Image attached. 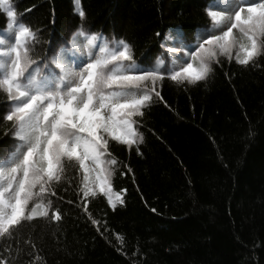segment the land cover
Instances as JSON below:
<instances>
[{"label":"trees","instance_id":"trees-1","mask_svg":"<svg viewBox=\"0 0 264 264\" xmlns=\"http://www.w3.org/2000/svg\"><path fill=\"white\" fill-rule=\"evenodd\" d=\"M11 3L17 19L39 32L40 56L54 55L83 24L89 33H102L109 46L113 38L126 40L143 67L158 58L166 66L169 51L162 43L191 44L197 30L210 23V0H80L83 21L73 0ZM5 27L0 13V31ZM160 91L165 103L154 101L138 127L142 155L135 147L111 146L131 169L118 168L112 178V192L122 203L113 209L98 196L88 201L86 214L75 206L73 181L68 191L58 190L62 200L51 198L61 220L25 222L14 237L0 238V259L6 264H264V54L248 66L224 59L222 67L213 65L208 78L193 85L166 79ZM7 103L0 93V105ZM5 123L0 119V157L15 143Z\"/></svg>","mask_w":264,"mask_h":264},{"label":"snow or ice","instance_id":"snow-or-ice-1","mask_svg":"<svg viewBox=\"0 0 264 264\" xmlns=\"http://www.w3.org/2000/svg\"><path fill=\"white\" fill-rule=\"evenodd\" d=\"M73 4L83 21L80 0ZM0 13L6 17L0 31V93L8 102L0 105V119L15 138L0 157V238L14 237L36 217L60 221L51 198L62 200L58 190L68 191L73 181L75 206L86 214L88 201L98 196L115 209L122 201L112 192V178L118 168L131 169L111 146L135 147L142 155L138 127L145 109L154 101L165 103L163 82L193 85L206 80L213 65L222 67L224 59L248 66L264 54V0H210V23L197 30L195 41L179 48L162 43L169 51L167 65L158 58L149 67L136 62L123 38H113L109 46L102 33H89L83 24L54 55L40 56L39 32L17 19L11 0H0ZM177 38L182 41V34Z\"/></svg>","mask_w":264,"mask_h":264},{"label":"rangeland","instance_id":"rangeland-1","mask_svg":"<svg viewBox=\"0 0 264 264\" xmlns=\"http://www.w3.org/2000/svg\"><path fill=\"white\" fill-rule=\"evenodd\" d=\"M6 153H7V151H5V152L3 151V152H2L3 156H5V155H6Z\"/></svg>","mask_w":264,"mask_h":264}]
</instances>
